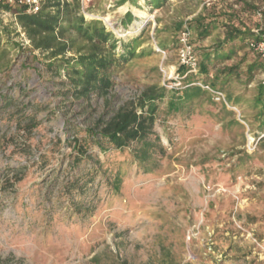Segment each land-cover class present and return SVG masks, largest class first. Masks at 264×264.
Masks as SVG:
<instances>
[{"label": "rangeland", "instance_id": "rangeland-1", "mask_svg": "<svg viewBox=\"0 0 264 264\" xmlns=\"http://www.w3.org/2000/svg\"><path fill=\"white\" fill-rule=\"evenodd\" d=\"M205 1L170 0L154 11L125 0H91L89 13L113 24L101 21L118 41L116 53L128 43L135 50L119 58L112 91L85 102L61 94V63L31 53L11 18L0 13L18 46L0 75V95L13 99L4 109L0 101V264H264V131L249 103L264 83V64L247 41L208 72L227 101L240 97L232 104L239 114L196 86L188 88L202 95L187 109H165L168 91L183 93L165 89L160 71L177 67L179 31L188 28L196 45L195 19L203 18L215 43L229 25L256 31L264 10V0ZM135 9L151 16L139 30L135 24L143 20ZM155 47L165 51L164 59ZM195 51L200 63L202 50ZM254 64L259 67L251 72ZM223 68L232 71L219 74ZM203 79L193 82L209 84ZM151 88L167 95L154 123L161 149H154L145 170L130 164L127 153H102L97 146L90 148L92 160L73 163L72 146L82 131ZM22 105L38 122L30 134L23 130L27 121L8 118ZM94 165L101 171L90 181ZM117 170L123 177L115 192ZM75 179L79 187L86 181V189H68Z\"/></svg>", "mask_w": 264, "mask_h": 264}, {"label": "trees", "instance_id": "trees-1", "mask_svg": "<svg viewBox=\"0 0 264 264\" xmlns=\"http://www.w3.org/2000/svg\"><path fill=\"white\" fill-rule=\"evenodd\" d=\"M169 0H144L145 6L150 10L162 9ZM133 2V0H130ZM133 7L140 8L131 3ZM7 12L14 16L16 24L24 32L29 41L31 53H38L49 61H59L65 72L66 90L61 92L66 98L72 100L89 101L91 96L106 97L114 86L113 73L119 67V58L134 54V44L128 43L123 46V54H117V40L99 20H87L81 14L80 0H43L39 10L35 14H28L23 6H9L0 3V13ZM89 12H93L89 4ZM99 13V12H95ZM260 22L251 30L246 26H227V31L222 40H218L213 46L202 53L199 63V73L195 77H188L184 82L188 87L199 76L215 90V82H211L208 72L230 59L237 50V45L245 42L260 41L264 39V10L260 14ZM203 18L195 19L197 24L194 29L198 39L208 36V28L202 24ZM10 25L0 22V75L8 69L10 57L17 49L11 38L12 29ZM164 48V45L161 46ZM72 53L73 57H66ZM119 55V56H118ZM260 60V59H259ZM261 62V60H260ZM254 64L249 69L254 72L258 68ZM230 68H223L218 73L230 74ZM217 73V72H216ZM217 73V74H218ZM219 76H216V79ZM230 76L221 83L223 87L228 83ZM186 87L177 95L168 91V101L165 106L166 113H180L194 97H200L202 90L199 88ZM167 95L164 88H151L141 93L136 100L129 101L118 107L108 119L101 118L93 128L82 131L85 135L81 139L74 140L72 149L74 151V164L78 165L83 160L91 159V146H97L102 153L119 152L127 153L130 164H135L139 169L145 170L148 163L154 160V149H161L159 137L154 132L156 113L159 102ZM2 108L13 104V99L0 95ZM228 101L238 105L240 97L228 96ZM252 110L256 111L259 120V130L264 131V83L258 84L256 94L251 102ZM28 107L23 106L8 116L20 125L27 121L23 130L27 134L38 125L31 118ZM70 145V144H68ZM92 160V159H91ZM90 181L101 171V166H91ZM123 174L117 170L112 178V190L117 192L122 182ZM18 178L17 181H20ZM80 180L68 186L83 191L86 189V181L79 187ZM110 181V179H109Z\"/></svg>", "mask_w": 264, "mask_h": 264}, {"label": "built area", "instance_id": "built-area-1", "mask_svg": "<svg viewBox=\"0 0 264 264\" xmlns=\"http://www.w3.org/2000/svg\"><path fill=\"white\" fill-rule=\"evenodd\" d=\"M42 1L43 0H0V3L7 4L9 6H23L26 8V12L28 14H35L38 12ZM213 1L214 0H206L205 5L209 6L212 4ZM90 2L91 0H80L81 14L85 18L88 16L89 19L103 21L104 23H107V25L111 27V29H113L112 28L113 24L109 23L108 20L101 19L97 15L89 13L88 6ZM1 14L3 16H8L9 18H11L12 22L17 27V32L19 33V36L22 38L21 40L22 43H24L25 45H30L29 41L25 37L24 32L16 24L14 16L7 12H2ZM106 29L108 30V28ZM248 48L253 53H255L258 56V58L261 60V62L264 64V39L258 42L253 40L249 41ZM154 49L156 53L160 54L163 57V59L165 58L166 56L165 51L160 50L157 47H155ZM176 57H177V67L172 68V71H168L167 68L160 69L163 76L162 85L167 90L182 91L186 87H188L187 85H185L184 81L188 77L197 76L199 73V57L195 51V47L192 42L191 32L186 27H184L178 33ZM190 86L200 87L210 95L211 100L214 103L219 104L239 114L237 108L227 101L226 96L222 91L215 90L208 85L202 84L201 82H193ZM243 124L246 126L245 123Z\"/></svg>", "mask_w": 264, "mask_h": 264}, {"label": "crops", "instance_id": "crops-1", "mask_svg": "<svg viewBox=\"0 0 264 264\" xmlns=\"http://www.w3.org/2000/svg\"><path fill=\"white\" fill-rule=\"evenodd\" d=\"M170 1V0H169ZM131 3L132 4H134V5H136V6H139L140 8H142L143 10L145 9V2H144V0H133V2H130V0H125V3L124 4H127V5H129V7H133V5H131ZM149 8V7H148ZM158 10H160V9H158ZM158 10H154V11H158ZM215 32H213L212 33V35H208L206 38H203V39H200L199 41H198V43H196V45H194V47H196V49H201L202 51H200V53L202 54L203 53V51H206V50H209L212 46H213V44H214V39H216V37H215V34H214ZM224 38V37H223ZM222 38V39H223ZM198 51H196V53H197ZM162 264V263H161ZM163 264H165V263H163Z\"/></svg>", "mask_w": 264, "mask_h": 264}, {"label": "bare ground", "instance_id": "bare-ground-1", "mask_svg": "<svg viewBox=\"0 0 264 264\" xmlns=\"http://www.w3.org/2000/svg\"><path fill=\"white\" fill-rule=\"evenodd\" d=\"M127 7H125L123 10H126ZM124 12V11H123ZM133 13L135 14V16L137 18H140L141 20H143L140 24L139 23H136L135 26L138 27V30L141 28V25H143L142 23H144L145 20H148L149 18H151V16L149 14H147L146 12L142 11V10H139V9H135L133 11ZM109 20V19H108ZM110 23V22H109ZM125 32V31H124ZM137 32V31H136ZM135 32V33H136ZM117 33V32H116ZM169 71V70H168ZM172 71V70H171ZM252 139L249 138V142H251Z\"/></svg>", "mask_w": 264, "mask_h": 264}]
</instances>
